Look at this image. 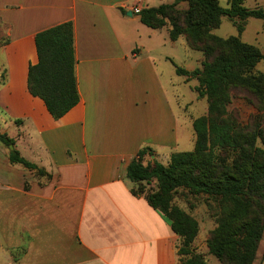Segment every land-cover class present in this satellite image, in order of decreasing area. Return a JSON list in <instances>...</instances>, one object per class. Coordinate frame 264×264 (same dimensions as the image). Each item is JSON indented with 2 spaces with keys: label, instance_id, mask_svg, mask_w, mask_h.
I'll use <instances>...</instances> for the list:
<instances>
[{
  "label": "crops",
  "instance_id": "obj_1",
  "mask_svg": "<svg viewBox=\"0 0 264 264\" xmlns=\"http://www.w3.org/2000/svg\"><path fill=\"white\" fill-rule=\"evenodd\" d=\"M253 1L264 7V0ZM166 4L187 6L183 0H0V133L50 175L11 164V150L0 142V264H179V238L143 196L132 194L126 178L139 150L152 152L144 164L166 165L194 144L191 122L183 142L162 79L174 63L166 41L179 43L186 58L191 49L183 36L171 41L167 27L148 28L133 12ZM66 22L74 31L79 102L55 120L29 93L27 73L37 63L36 34ZM263 250L261 240L253 264H264ZM16 251L23 254L14 260Z\"/></svg>",
  "mask_w": 264,
  "mask_h": 264
},
{
  "label": "trees",
  "instance_id": "obj_2",
  "mask_svg": "<svg viewBox=\"0 0 264 264\" xmlns=\"http://www.w3.org/2000/svg\"><path fill=\"white\" fill-rule=\"evenodd\" d=\"M183 1L185 9L166 4L144 8L137 15L148 28L167 27L171 41L183 36L191 50L202 53L200 68L188 72L175 65V72L187 81L197 80L193 91L206 99L207 111L192 121L195 144L191 151L173 153L166 165L155 160L144 164L145 154L152 152L143 148L127 166L126 178L133 184L132 194L143 196L179 238V264H207L194 247L197 220L173 204L179 189L218 204L216 227L206 240L207 253L220 264H253L264 233V74L255 70L264 55L239 35L248 19L264 21V10L246 8L245 0H228L227 8L219 0ZM223 17L232 21L238 36L220 38L212 33ZM35 47L37 63L28 68V91L58 120L79 102L72 23L39 32ZM234 91H244L256 100L261 113L250 127L242 128L228 112ZM0 142L7 148L14 146L3 133ZM8 158L37 176L50 177L15 149ZM12 256L16 260L15 252Z\"/></svg>",
  "mask_w": 264,
  "mask_h": 264
},
{
  "label": "rangeland",
  "instance_id": "obj_3",
  "mask_svg": "<svg viewBox=\"0 0 264 264\" xmlns=\"http://www.w3.org/2000/svg\"><path fill=\"white\" fill-rule=\"evenodd\" d=\"M227 1L228 0H219V3L223 8H227ZM244 5L246 8L249 9L263 8L264 10L263 6L259 7L254 4L253 0H245ZM212 33L220 38L238 36L236 27L234 26L232 21H230V19L227 17L222 18L221 25L219 26V28L213 30ZM163 34L167 36L165 32H163ZM239 37L243 42L256 46L262 54L264 53L263 20L253 18L248 19L245 23L244 30L239 35ZM178 44L179 43L173 45L175 46L174 49V47L170 44V41H166L165 53H167L171 57L173 56V58L171 59H174V63H167L166 66L170 67L168 68V71L166 70L164 72L162 79L165 89L167 91L169 101L175 113H177L178 115V128L181 131V135L185 137V139H183V142L186 143L189 141L187 137L189 123H192L194 119L206 114L207 102L205 98H198L196 92L193 91V88L198 85L196 79L182 81L183 77L178 76L175 72V65H178L183 68V66L181 65H183L182 63L184 61L193 65L195 69L200 68L201 64L200 62L198 63L197 60L198 57L201 58L203 56L202 53L199 51L190 50L189 52L192 55L189 58H186L184 56L183 51L180 50L181 48L178 49ZM170 61L172 62V60ZM255 70L264 74V61L258 63L255 67ZM171 80L174 81V84H171ZM232 96L233 97L231 103L228 106V112L231 114L232 117L236 118L237 123L242 128L252 126L254 118L259 116L261 113L258 109L259 107L257 106L256 100L254 99V97L244 91H234ZM190 130H192V128ZM193 143L195 144V135ZM194 144L189 148L185 147V151H191L194 147ZM173 204L177 205L197 220L199 224V233L195 240L194 247L196 244H198V247L203 248L202 252H197L204 254L205 259L207 260V264H220L213 256L207 253L208 249L206 246V240L210 232L216 227V214H219L218 204L216 203V201L207 198L206 196L193 195L185 190L179 189L176 191V193H174ZM261 240L262 244H264V233ZM12 253L13 252H11V255ZM18 253L16 251L15 255L19 256Z\"/></svg>",
  "mask_w": 264,
  "mask_h": 264
},
{
  "label": "built area",
  "instance_id": "obj_4",
  "mask_svg": "<svg viewBox=\"0 0 264 264\" xmlns=\"http://www.w3.org/2000/svg\"><path fill=\"white\" fill-rule=\"evenodd\" d=\"M141 10H142V9H140L139 7H135V8L133 9V12H134L135 14H138Z\"/></svg>",
  "mask_w": 264,
  "mask_h": 264
},
{
  "label": "water",
  "instance_id": "obj_5",
  "mask_svg": "<svg viewBox=\"0 0 264 264\" xmlns=\"http://www.w3.org/2000/svg\"><path fill=\"white\" fill-rule=\"evenodd\" d=\"M131 14L128 12L127 13V16H130ZM13 149V146H9V150H12Z\"/></svg>",
  "mask_w": 264,
  "mask_h": 264
}]
</instances>
